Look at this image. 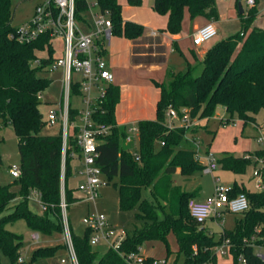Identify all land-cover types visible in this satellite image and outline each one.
<instances>
[{
  "label": "trees",
  "instance_id": "16d2710c",
  "mask_svg": "<svg viewBox=\"0 0 264 264\" xmlns=\"http://www.w3.org/2000/svg\"><path fill=\"white\" fill-rule=\"evenodd\" d=\"M104 10L110 11L114 31L122 25L121 4L118 0H98ZM131 5H140L142 0H127ZM237 5L239 9V2ZM254 4L243 12L239 11L241 28L216 43L206 52L204 58L187 61L185 70L168 68L164 80L153 79L159 89L156 116L141 119L139 127V148L132 149L126 142L127 126L118 124L116 107L121 98V87L110 84L107 93L93 116L97 122L110 125V130L98 136V157L107 182L117 177L119 206L129 210L137 206V218L145 220L142 227L132 233L126 232L121 250L129 252L139 249L146 239H161L170 250L168 234L173 232L178 242V252L185 255L183 262L174 264H215L216 246L229 239V254L232 262L240 264H264V256L255 246H264V148L247 153L263 158L262 184L260 190H250L234 184L230 195L245 192L249 208L237 219L232 229H225L215 238L202 223L190 214L188 199L195 197L200 188L185 190L174 184L173 174L180 170L191 175L203 170L205 164L196 158V150L190 145L189 134L196 130L191 127L169 126L166 111L171 105L180 114L186 108L191 118L213 116L219 105L223 106L232 120L237 115L245 123L255 120V114L264 110V28L255 25L259 10ZM155 10L167 16L164 31L180 33L186 12L190 20L204 17L208 21L219 18L216 0H155ZM86 0H77L76 16L79 21L86 18ZM144 33V25L135 21L125 22L124 34L136 39ZM17 26L13 24L11 0H0V127L12 125L18 137L20 151L19 176L15 182L19 190L10 185L0 184V212L10 202L19 198L14 209L0 219V246L10 256L13 264H34L21 257L19 246L21 235L4 227V221L24 217L35 230L51 232L63 230L62 221V176L64 169V193L67 205L80 198L68 187V177L72 173L71 160L74 153H80L77 144L79 109L70 106L69 130L64 149L63 124L60 134H42L46 123L39 108L41 93L51 82L50 78L39 75V71L49 70V65L59 56L54 41L48 34L36 40L21 42L16 37ZM47 50L46 56L40 51ZM39 59V62L36 60ZM202 64L198 71V66ZM75 94L79 86H73ZM73 125V126H72ZM1 142V137H0ZM164 142V143H163ZM139 159L137 158V154ZM243 155H226L218 162L223 168L234 173H245L248 165L257 166L258 160ZM147 188L151 196H145ZM31 192H36L41 200L44 213L33 211L28 205ZM159 209L164 212L159 216ZM54 214L56 219L51 218ZM73 243L80 264H127L123 256L113 248L100 252L90 242V230L84 235L72 232ZM54 248H38L33 258L52 255ZM22 258V259H20ZM0 264L1 261H0Z\"/></svg>",
  "mask_w": 264,
  "mask_h": 264
},
{
  "label": "rangeland",
  "instance_id": "374dc122",
  "mask_svg": "<svg viewBox=\"0 0 264 264\" xmlns=\"http://www.w3.org/2000/svg\"><path fill=\"white\" fill-rule=\"evenodd\" d=\"M41 0H11L13 10V24L20 26L29 20L34 11V7ZM121 4L122 27H125L126 21H135L143 23L145 29L153 27H165L166 15L158 13L154 8L155 0H142L140 5H131L127 0H118ZM243 7L247 10L251 7L247 0H241ZM255 6L259 11L264 8V0H256ZM220 11L217 26L219 31L216 36L206 42L205 45H194L192 38L184 36L180 43L182 47L188 50L193 47L197 50L200 59L204 48L212 42L217 41L229 34L237 32L241 28V20L238 9L232 8L230 11ZM228 13L234 14L236 29L233 27L227 28L225 20L228 18ZM186 16L188 14L186 13ZM261 27H264V16L259 17ZM187 29H183V33ZM235 31V32H234ZM56 50L61 52L63 48L62 40L56 38L54 40ZM106 59H111L114 62L112 70L115 77L122 80L120 106L116 107V117L128 120L130 124L137 123V119L146 115V117L156 116V99L158 96V88L153 82V79H162L164 77L165 69L160 72L152 71L149 65L135 66L131 61V49L129 47L128 37L125 34H114L112 42L108 45ZM167 60L168 65L175 67L178 70H185L187 68V61L180 50H170L168 48ZM41 56L48 54L47 50L39 52ZM202 64L198 66V71ZM165 68V66L163 67ZM39 75L46 76L51 79L49 85L41 93V102L39 104L40 111L46 123L42 126L40 133L42 134H60L61 123L56 121L50 123L48 121V114L50 109L56 107V103L61 100L62 92V71L61 69H49L39 71ZM128 87V88H127ZM128 89V90H127ZM131 92V96L124 97L122 101L123 92ZM73 104H79L80 98L77 94L71 95ZM132 106H128L129 104ZM224 117L221 120V117ZM224 107H218L213 116L203 118L200 121V126L189 134L190 145L194 146L197 154L202 162H206L205 155L208 152L222 155L224 152L229 155H243L247 151H254L258 148H264V140L258 139L259 136H264V110H260L255 114V120L247 121L246 123L237 115H234L230 121L225 119L230 117ZM198 120V117L193 118ZM233 120L237 121L234 124ZM194 126V125H193ZM0 184L10 185L15 191L19 190V184L15 182V177L11 174L13 167L20 168V151L18 144V137L14 127L10 124L2 125L0 127ZM72 173L68 177V187L72 188L75 195L81 197L75 202H71L67 207V215L71 230L78 235H84L86 232V224L83 222V217L93 213L105 214L109 222L115 226L118 232L125 231L132 233L137 227H142L145 220L139 219L136 216L138 211L137 206L122 210L119 206V191L115 185L118 180L117 177L110 179L109 182L104 183L98 187V195L95 200H88L85 193L79 189V184L85 179V174L80 173V162L71 160ZM217 176L219 181L225 186H231L234 179L246 180L247 189L257 190L258 177L254 175L253 164L248 165L245 173L236 174L231 170L225 169L220 163L217 164L214 173L199 170L191 175H184L180 171L173 174L174 184L182 186L185 190H192L198 185L201 186L199 195H210L214 191V177ZM104 180L107 177L102 176ZM252 177V178H251ZM145 196H151L150 191L145 188L143 190ZM19 198L13 199L9 206L0 212V219L13 211L14 206L18 203ZM29 207L36 212L44 213L39 195L36 192H31L28 198ZM159 216L163 217L164 212L159 209ZM51 218L56 219L54 214H50ZM243 216V212H225L220 218H209L206 225L210 227V231L215 238H219L225 229H232L236 225L237 219ZM4 227L8 230L16 232L21 235L22 243L19 246L21 257L26 262L32 261L34 264H63L62 259H69V251L64 238V230L53 229L51 232H42L32 229L24 217H17L15 219H8L4 221ZM39 233V239L35 240L31 236L33 233ZM168 242L170 250L168 251L165 242L161 239H146L140 248L146 255L156 258H167L166 264H174L183 262L185 255L178 252V242L176 235L173 232L168 234ZM54 248L52 255L41 256L33 258L34 252L38 248ZM93 247L100 252L105 251L109 245L107 242H99L93 244ZM257 252L263 251L264 246H255ZM0 261L2 264H13L10 256L0 246ZM232 262V256L229 253L217 254V262L215 264H226ZM207 264V263H204ZM240 264H244L240 262Z\"/></svg>",
  "mask_w": 264,
  "mask_h": 264
},
{
  "label": "built area",
  "instance_id": "2783aa9c",
  "mask_svg": "<svg viewBox=\"0 0 264 264\" xmlns=\"http://www.w3.org/2000/svg\"><path fill=\"white\" fill-rule=\"evenodd\" d=\"M247 2L253 5L255 1L247 0ZM86 3V18L79 21L76 16L77 0H41L35 5L32 17L22 25L17 26L16 37L21 42H30L43 34H48L52 41L56 38L62 40L61 54L49 65V69L57 70L61 68L63 71L61 100L55 108L50 109L48 121L50 123H55L58 120L62 121L65 149L69 130V109L70 106L76 107L71 101V95L75 94L73 86L78 84V95L82 107H76L79 109V115L74 125L78 128L76 134L77 144L83 161L82 172L85 174V180L79 184V189L85 193L88 200H95L98 195V187L107 183V180L102 177L104 173L98 162L100 155L98 136L107 133L110 130V125L97 122L93 114L105 97L108 85L113 84L115 81V75L109 68L106 59V47L114 33V25L110 18V11L102 9L98 0H86ZM151 33L155 34V31ZM217 33L218 28L215 21H208L193 32V43L200 45L216 36ZM36 62H39V59ZM181 112L182 114L171 105L167 108L166 116L169 126L183 125L191 127L195 124V120L191 118L186 108H182ZM233 122L235 123V120ZM138 134L139 127L137 124L133 123L127 127V140L132 141L134 136ZM258 139L263 141L264 136H259ZM136 156L139 159V155ZM246 157H253L259 162L257 166H254V175L258 177L257 187L261 189L263 184L260 166L263 164V158L255 157L250 153H247ZM196 158L200 160L197 151ZM205 159L203 170L213 174L219 163V158L208 152ZM20 173L21 170L18 167L11 169V174L14 177L19 176ZM214 182L215 186L212 194L202 199L194 196L188 199L191 216L202 224L211 217H222L225 212H243L249 208V199L245 192L230 195L231 186L223 185L217 176L214 177ZM62 184L60 205L64 238L69 251V259H62V263L80 264L67 215L68 205L64 193V169ZM83 222L90 230L92 245L107 242L108 248L117 250L127 264L167 263V258L148 256L142 252L140 247L129 252L121 250L126 232H118L105 214L93 213L86 215L83 217ZM32 238L38 240L39 233H33ZM229 246V239L224 240L222 244L216 246L217 254L229 253ZM259 254L264 256L261 252ZM240 260L243 263L245 262L243 256L240 257Z\"/></svg>",
  "mask_w": 264,
  "mask_h": 264
},
{
  "label": "crops",
  "instance_id": "0c3cea01",
  "mask_svg": "<svg viewBox=\"0 0 264 264\" xmlns=\"http://www.w3.org/2000/svg\"><path fill=\"white\" fill-rule=\"evenodd\" d=\"M216 1H217V6H218L219 14H220V11L226 12L228 9H230V10L232 8L238 9L237 0H216ZM244 10H246V9L244 8ZM186 13L188 14V16H186V14L184 16L182 30L183 29H187V30L184 31L183 33L180 32V33H177V34H171L169 32L164 31L163 30L164 27L161 26V27H158V28L153 27L151 29H145L144 28V33L140 37H138L136 39H130V38H128L129 47L131 49L130 56H131L132 64H134L135 66H141V65L147 64V65H149V68L152 69V71H155V72H160L162 69H165L164 77L162 79H157L159 81H162L166 77L167 69L172 67V66H169L168 65V60L166 59L167 58V53H168V51H167L168 48H170V50H177V49L180 50L181 53H182V55L185 57L186 61H188V60L194 61L195 57L197 59H199V60H202L204 58L206 52L208 51V49L214 43H216L220 39H218L215 42H212L211 44L207 45V47L204 48V51L202 53L204 55H201V56H203L202 59L199 58L200 55H198V52H197V50L195 48L190 47L188 50L184 49L182 47V45L180 44L182 42V39L184 38V36H188L189 35L192 38L193 32L196 30V28H198L199 26H201V25H203V24H205V23L208 22V20H206L204 17H197L196 19H194L193 21H191L190 20V17H189V13L188 12H186ZM238 13H239V9H238ZM235 16L236 15H234V14L228 13V18L225 20V24H226L227 28H230V29L232 27H233V29H236L237 28L236 27L237 25L235 24ZM260 16H264V8L261 9V11H259L258 16H257V18L255 20V25H257V26H260L259 24L260 23L262 24V22H263V21L262 22L260 21V19H259ZM166 20H167V16H166ZM218 20L219 19L215 20L216 26H217ZM141 24H143V23H141ZM121 27H117V29L114 31V33H113V35L111 37L110 43L107 44V47H106V55H107V52H109L108 51V45L111 44L114 34H117V33L124 34V27L123 28H121ZM217 28H218V26H217ZM152 31H155V34H152L151 33ZM218 31H219V28H218ZM192 41H193V39H192ZM207 41L203 42L200 45H196V46L205 45ZM56 52H57L58 55L61 54V52H59V51H56ZM107 63H108L109 68L112 70V67H113L112 65H114V62H111V59L109 58V60H108V58H107ZM164 66H165V68H163ZM173 68L176 69L175 67H173ZM176 70H178V69H176ZM61 71H62V69H61ZM112 72H113V70H112ZM62 75H63V71H62ZM114 84H118V85H120V87L123 86L122 80H121L120 76L119 77L118 76L115 77ZM131 94L132 93L129 92V91L123 92L122 93V101L124 100V97H128L129 98L131 96ZM159 94H160V92H159V89H158V96H157V99H156V103H157V100L159 98ZM120 103L121 102H119L117 104V107H118V105L120 106ZM58 104L59 103H56V105H58ZM79 104L80 105H78V104H74V105L76 107H79V108L82 107L81 101L79 102ZM128 106H132V104L130 103ZM218 107H223V106L219 105ZM153 118H155V117H153ZM153 118L152 117H146V115H143L142 117H139V119H137V120H141V119H153ZM201 119H203V118H199L198 120H195V128L196 129H197L198 126H200ZM223 119H224V117L222 116L221 117V120H223ZM117 121H118V124L125 125L127 127L130 125L129 121L128 120H125L123 118H120V119L117 118ZM236 122L237 121H235L234 124H236ZM133 123H134V120H133ZM137 123H138V121H137ZM137 123H135V124H137ZM126 142L127 143H131L133 150H137L139 148V134L138 135H135L134 136V139L132 141H129L126 138ZM247 152H250V151H247ZM247 152H245V153H247ZM226 155H229V154L224 152L222 155H220V156H217L216 155V156L218 158H221V157H224ZM72 159L73 160H77V161L80 162V169L78 171L80 173H83L82 172V169H83V161H82L81 154L80 153H74ZM178 171H180V170H178ZM236 174H239V173H236ZM234 184H238L240 186H243V187H246L247 188V184L248 183L246 182V180H243V178L240 177L239 179H237V178L234 179L233 185ZM196 188H200L201 189V186L198 185L197 187H195L193 189H196ZM257 190H260V189L258 188ZM73 193H74V191H73ZM199 194L200 193H198V195L195 196V197L202 199V198H205L207 196V195H199ZM74 195H75V193H74ZM79 198H81V197H79ZM211 218H217V217H211ZM207 220H206V222H207ZM203 225L205 226L206 229H208L210 231V227L207 226L206 223H204ZM260 252L264 254L263 251H260Z\"/></svg>",
  "mask_w": 264,
  "mask_h": 264
},
{
  "label": "water",
  "instance_id": "95a60500",
  "mask_svg": "<svg viewBox=\"0 0 264 264\" xmlns=\"http://www.w3.org/2000/svg\"><path fill=\"white\" fill-rule=\"evenodd\" d=\"M239 11L240 12H243L244 11V7H243L241 1L239 2Z\"/></svg>",
  "mask_w": 264,
  "mask_h": 264
}]
</instances>
